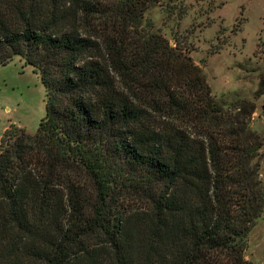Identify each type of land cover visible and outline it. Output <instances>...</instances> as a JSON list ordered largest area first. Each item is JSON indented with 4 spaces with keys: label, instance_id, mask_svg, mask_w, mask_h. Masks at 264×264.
I'll list each match as a JSON object with an SVG mask.
<instances>
[{
    "label": "trees",
    "instance_id": "1",
    "mask_svg": "<svg viewBox=\"0 0 264 264\" xmlns=\"http://www.w3.org/2000/svg\"><path fill=\"white\" fill-rule=\"evenodd\" d=\"M158 2L0 0V67L20 57L46 91L37 132L0 139V264H250L254 106L225 111L190 56L141 31Z\"/></svg>",
    "mask_w": 264,
    "mask_h": 264
},
{
    "label": "rangeland",
    "instance_id": "2",
    "mask_svg": "<svg viewBox=\"0 0 264 264\" xmlns=\"http://www.w3.org/2000/svg\"><path fill=\"white\" fill-rule=\"evenodd\" d=\"M140 24L141 31L162 35L201 67L225 111L251 103L249 129L264 139V0H159ZM45 113L40 75L20 57L1 66L0 139L11 125L34 135ZM262 152L253 163H260L264 184V146ZM244 260L264 264V211L249 234Z\"/></svg>",
    "mask_w": 264,
    "mask_h": 264
}]
</instances>
